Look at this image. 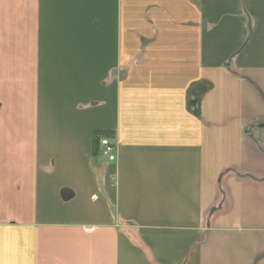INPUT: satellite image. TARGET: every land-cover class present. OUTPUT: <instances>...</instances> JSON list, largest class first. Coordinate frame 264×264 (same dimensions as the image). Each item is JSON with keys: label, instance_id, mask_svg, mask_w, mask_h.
Returning <instances> with one entry per match:
<instances>
[{"label": "crops", "instance_id": "crops-1", "mask_svg": "<svg viewBox=\"0 0 264 264\" xmlns=\"http://www.w3.org/2000/svg\"><path fill=\"white\" fill-rule=\"evenodd\" d=\"M0 264H264V0H0Z\"/></svg>", "mask_w": 264, "mask_h": 264}, {"label": "built area", "instance_id": "built-area-1", "mask_svg": "<svg viewBox=\"0 0 264 264\" xmlns=\"http://www.w3.org/2000/svg\"><path fill=\"white\" fill-rule=\"evenodd\" d=\"M101 146V157L108 159V161L113 162L116 160V150L117 145L113 144L110 138L100 139Z\"/></svg>", "mask_w": 264, "mask_h": 264}, {"label": "trees", "instance_id": "trees-1", "mask_svg": "<svg viewBox=\"0 0 264 264\" xmlns=\"http://www.w3.org/2000/svg\"><path fill=\"white\" fill-rule=\"evenodd\" d=\"M102 137L112 138L113 136L109 132H98V133L94 134V151H93V154L95 157H98V156L101 157L100 152H98V146L97 145H98V141L100 143V139Z\"/></svg>", "mask_w": 264, "mask_h": 264}, {"label": "water", "instance_id": "water-1", "mask_svg": "<svg viewBox=\"0 0 264 264\" xmlns=\"http://www.w3.org/2000/svg\"><path fill=\"white\" fill-rule=\"evenodd\" d=\"M198 99L196 98L192 103H193V106H195L196 108H198Z\"/></svg>", "mask_w": 264, "mask_h": 264}]
</instances>
